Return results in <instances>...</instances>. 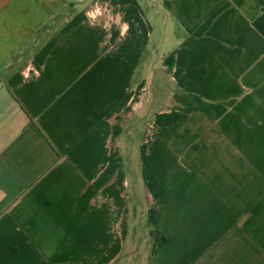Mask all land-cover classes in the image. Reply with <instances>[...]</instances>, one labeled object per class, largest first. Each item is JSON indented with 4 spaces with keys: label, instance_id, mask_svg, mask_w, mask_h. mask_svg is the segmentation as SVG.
Returning a JSON list of instances; mask_svg holds the SVG:
<instances>
[{
    "label": "crops",
    "instance_id": "0c3cea01",
    "mask_svg": "<svg viewBox=\"0 0 264 264\" xmlns=\"http://www.w3.org/2000/svg\"><path fill=\"white\" fill-rule=\"evenodd\" d=\"M136 207L264 264V0H0V264H124Z\"/></svg>",
    "mask_w": 264,
    "mask_h": 264
},
{
    "label": "rangeland",
    "instance_id": "374dc122",
    "mask_svg": "<svg viewBox=\"0 0 264 264\" xmlns=\"http://www.w3.org/2000/svg\"><path fill=\"white\" fill-rule=\"evenodd\" d=\"M140 128L137 131H140ZM155 235L156 232L145 219L143 210L136 207L131 218L128 252L123 257L124 264H153L151 252Z\"/></svg>",
    "mask_w": 264,
    "mask_h": 264
}]
</instances>
